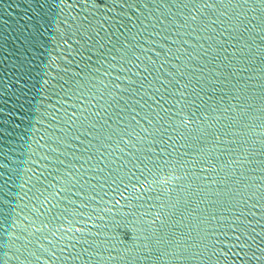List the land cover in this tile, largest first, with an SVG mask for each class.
<instances>
[{"label": "water", "instance_id": "water-1", "mask_svg": "<svg viewBox=\"0 0 264 264\" xmlns=\"http://www.w3.org/2000/svg\"><path fill=\"white\" fill-rule=\"evenodd\" d=\"M211 2L0 0V264H264V0Z\"/></svg>", "mask_w": 264, "mask_h": 264}, {"label": "snow or ice", "instance_id": "snow-or-ice-1", "mask_svg": "<svg viewBox=\"0 0 264 264\" xmlns=\"http://www.w3.org/2000/svg\"><path fill=\"white\" fill-rule=\"evenodd\" d=\"M245 3L248 2V0H244ZM188 3L192 4L195 8H197L198 10H200L201 12L202 9L200 7H197V5H202L203 9L205 8H212V2L211 0H188ZM228 3H232V0H228ZM191 21L195 22L197 20H199L198 16H192L190 17ZM240 23H243V21H240ZM223 42L221 41V44ZM134 84V82H133ZM133 84H130L133 85ZM190 85L189 84H183L181 85V88H188ZM141 88H143L144 86L141 85ZM105 91L102 92L101 95V99L104 101L102 104H100V107L95 108V111L88 113V115H86L84 117L85 120L89 119V116H95L96 120L93 121L92 123H90V125L88 126V129H95L96 132L99 133L100 136L104 137V139L106 140H110V138L113 136V132L116 133V135L119 136V139L116 141L117 144L123 142L124 144L128 145L129 147H134L135 145H133L131 143L130 140L125 139V135H127L128 137H135L136 139V143L140 146L137 147V151H140L141 148L143 147V141H145L148 136H152L153 133L149 132L148 129L145 128H141V132L146 133V136H142L140 134V132H137L135 130V128H132L130 123L125 125V127L123 129H120L119 127L117 128H113L111 124H108L107 121L109 119H115V122L117 123V125H119V118H122V114L124 112V109L121 108L120 105V101H124L125 104L128 103V99L127 97L124 95L125 93H128L129 95L133 94V91L131 88H119V85H116L115 88L113 89H109L107 85L104 86ZM118 90V91H117ZM105 93H107V95H105ZM139 94V93H137ZM183 96V94H181ZM141 107H144V105H141ZM149 108L151 107L150 105L148 106ZM109 109H111V111H109ZM116 109H119V113L116 111ZM164 111H167V109H165ZM103 112L104 115L101 116L100 113ZM149 115V113L147 114ZM137 125H139V121L136 122ZM149 123L151 124V121H149ZM96 124H100V128L97 129L96 128ZM107 131V136H104V132ZM149 145H151V143H149ZM170 147V146H169ZM122 151V150H121ZM101 155H103V153H101ZM164 164H168L169 161L168 160H164L163 161ZM146 167V166H145ZM148 171H151V169H148Z\"/></svg>", "mask_w": 264, "mask_h": 264}]
</instances>
